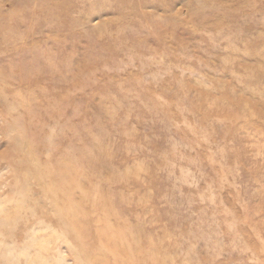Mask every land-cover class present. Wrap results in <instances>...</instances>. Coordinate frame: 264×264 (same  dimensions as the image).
<instances>
[{
  "label": "rangeland",
  "instance_id": "obj_1",
  "mask_svg": "<svg viewBox=\"0 0 264 264\" xmlns=\"http://www.w3.org/2000/svg\"><path fill=\"white\" fill-rule=\"evenodd\" d=\"M0 264H264V0H0Z\"/></svg>",
  "mask_w": 264,
  "mask_h": 264
}]
</instances>
